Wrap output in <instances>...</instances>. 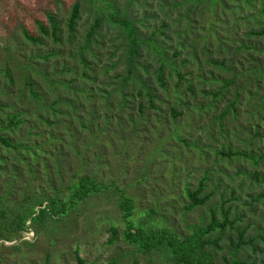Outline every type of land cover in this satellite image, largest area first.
Instances as JSON below:
<instances>
[{"label":"rangeland","instance_id":"rangeland-1","mask_svg":"<svg viewBox=\"0 0 264 264\" xmlns=\"http://www.w3.org/2000/svg\"><path fill=\"white\" fill-rule=\"evenodd\" d=\"M75 1L80 20L69 44L65 23ZM114 7L135 21L143 41L138 62L145 63L135 65L136 75L148 81L152 102L144 90L137 94L133 78L124 86L118 77L128 65L119 46L124 35L108 16ZM47 13L59 22V42L35 23L49 31ZM96 18L99 44L94 54L84 52L83 65L76 48ZM22 25L40 42L24 38ZM255 29H264V0H0V135L44 151L20 150L22 176L1 205L31 192L66 197L83 173L108 186L40 226L29 217L0 239V264H78L77 253L85 264H184L162 244L146 250L126 238L121 194L133 203L128 219L144 232L167 228L180 239L213 217L223 221L225 212L234 228L226 225L221 250L206 249L219 264H262L264 36L248 34ZM7 114L22 123L7 126ZM0 157L16 161L2 145ZM5 179L1 172L0 186ZM200 183L209 198L190 206L187 189ZM236 228L246 243L234 254Z\"/></svg>","mask_w":264,"mask_h":264},{"label":"trees","instance_id":"trees-1","mask_svg":"<svg viewBox=\"0 0 264 264\" xmlns=\"http://www.w3.org/2000/svg\"><path fill=\"white\" fill-rule=\"evenodd\" d=\"M214 2L215 0H196V2ZM109 20L112 23H115L121 34L124 35V42H121L119 46L124 47L123 54L126 57V62L128 67L126 68L125 74H118V77H121L122 83L125 86L130 78H133L138 84H140V88H138L137 94L141 95L142 90L145 91V94L149 97V101L152 102L153 90L148 84V81L141 80L136 75V67L135 65L144 66V61L138 62L139 58V46L143 42L137 38V26L135 25V21L128 15L127 10H122L120 7H114L113 12L109 13ZM47 19L49 21L50 30L44 27V25L38 20L35 21L39 30L43 34H49L53 41L59 42V22L57 19L50 13H47ZM80 20V6L79 2L75 1L70 6V12L67 16L65 29H66V41L69 44H73L75 42L77 36V26ZM101 20L96 18L93 23L89 26L87 31L83 36V42L77 46V55L81 61V63L85 64V56L84 52L88 51L91 54H94L95 47L98 46L99 42L98 38V29L100 27ZM21 32L24 38L27 40L38 43L40 39L28 32L25 26H21ZM249 35L260 37L264 36V29H255L250 30L248 32ZM94 45L93 47L91 45ZM117 49V48H116ZM118 64V61H113L111 63L110 68H115ZM147 67V66H146ZM148 68V67H147ZM157 81L160 85H164V75H163V67L157 69L156 72ZM4 76L6 77L9 83H12V77L9 74L8 70L4 71ZM29 86V91L33 95H36L35 90L33 88L32 83L29 80L25 82ZM7 94V91H5ZM58 102L55 100L54 103ZM1 105V104H0ZM19 114H7L6 121L7 126L16 127L20 123H22V119L19 117ZM0 145L5 147L6 149H11L14 151V156L16 157V161L13 164L12 162L8 165V159L5 157H0V171L6 174V179L3 181V186H0V189H5L3 194L0 195V239H8L10 235L14 231H20L25 227V222L31 217V223H37V225H42L45 222V219L51 218V215L57 216L58 214L64 213L70 208L75 207L78 203L86 198L92 196L93 194L102 193L105 189L108 188L107 185H103L98 180L89 174L83 173L82 175L77 176V178L72 181V183L68 186V194L66 197L60 196V191L53 192L52 195H46L44 192L40 191V193H28L23 195L16 203L13 202L12 206L7 208L1 205V202L7 195H10V187H13L17 179H20L22 176V170L19 167L18 161L22 159H26L25 157H21L22 153L20 150L25 148L28 150L29 155H34L35 150H37V146L30 145L29 147H23L19 142H12L6 136L0 135ZM40 150V149H38ZM37 150V151H38ZM42 154H44L43 150H40ZM236 154L242 155L243 152L236 151ZM56 171L60 172L61 166L56 164ZM27 171L31 174L32 170H30L29 165L27 166ZM0 172V174H1ZM32 175V174H31ZM34 177V174L32 175ZM204 185L200 183L198 187L194 189H187V196L190 199V206H194L196 204H203L209 198V195H203ZM122 193V192H121ZM264 196V192L262 193ZM46 197V198H45ZM47 202L46 205H43V202ZM118 206L122 212V216L125 223L127 224L125 228V236L130 241L139 242L143 249L150 250L152 247L159 245H164L170 252L171 255L177 260L179 263L182 262L184 264H219L216 261V252L211 249H206L208 246H214L216 250H221V246L218 245L226 225L229 228H234L235 221L227 220L226 213L224 212V220L217 221L214 217L205 225H197L193 228V233L190 236L185 237L184 239H180V236L175 232H170V229L160 228L156 229L154 232H144V229L140 225H135L134 222L130 221L128 218L132 214L133 203L132 200L121 194L120 200L118 202ZM38 207V208H36ZM35 219V220H34ZM113 233H116L115 227H111ZM238 234V244L232 246L234 248V254L240 250L243 242V230L238 228L235 229ZM214 231H219L218 235H213ZM1 258V257H0ZM76 259L78 264H85L83 259L76 254ZM108 264H117L115 261H111ZM132 264H137L136 262ZM235 264H247L243 260L235 261ZM251 264H254L251 263ZM262 264H264V259L262 260Z\"/></svg>","mask_w":264,"mask_h":264}]
</instances>
